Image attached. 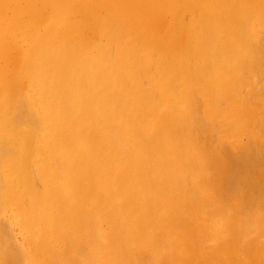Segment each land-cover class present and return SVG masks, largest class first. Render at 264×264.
Instances as JSON below:
<instances>
[{
	"label": "bare ground",
	"instance_id": "obj_1",
	"mask_svg": "<svg viewBox=\"0 0 264 264\" xmlns=\"http://www.w3.org/2000/svg\"><path fill=\"white\" fill-rule=\"evenodd\" d=\"M263 71L264 0H0V264H264Z\"/></svg>",
	"mask_w": 264,
	"mask_h": 264
},
{
	"label": "rangeland",
	"instance_id": "obj_2",
	"mask_svg": "<svg viewBox=\"0 0 264 264\" xmlns=\"http://www.w3.org/2000/svg\"><path fill=\"white\" fill-rule=\"evenodd\" d=\"M263 72H264V71H263ZM263 81H264V80H263ZM263 81H262V82H263Z\"/></svg>",
	"mask_w": 264,
	"mask_h": 264
}]
</instances>
